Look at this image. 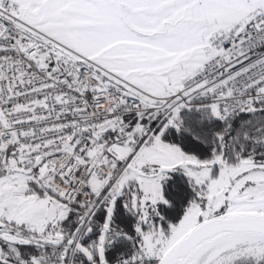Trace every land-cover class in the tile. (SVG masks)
Segmentation results:
<instances>
[{
  "label": "snow or ice",
  "instance_id": "snow-or-ice-1",
  "mask_svg": "<svg viewBox=\"0 0 264 264\" xmlns=\"http://www.w3.org/2000/svg\"><path fill=\"white\" fill-rule=\"evenodd\" d=\"M0 264H264V0H0Z\"/></svg>",
  "mask_w": 264,
  "mask_h": 264
}]
</instances>
